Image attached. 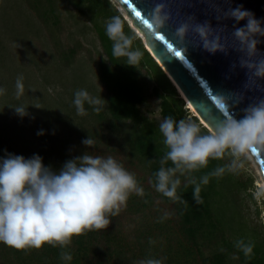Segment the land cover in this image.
<instances>
[{
    "label": "trees",
    "instance_id": "1",
    "mask_svg": "<svg viewBox=\"0 0 264 264\" xmlns=\"http://www.w3.org/2000/svg\"><path fill=\"white\" fill-rule=\"evenodd\" d=\"M16 1L30 29L38 36L43 26L50 31L49 41L64 65H70L82 49L78 42L66 51L61 50L63 44L58 31L63 26L64 11L73 7L80 16L90 12V29L96 33L101 47L98 57L91 58V63L105 90V106L95 112L85 103L87 115H78L73 101L75 92L82 87L74 84L68 91L70 101L65 113L40 110L41 120L30 130L24 127L21 116L14 111L8 112L3 106L4 111H0V159L9 154L25 159L39 155L46 167L57 172L66 161L85 152L112 156L135 175L145 195L132 194L127 207L111 218L108 229L73 237L65 249L45 244L41 249L17 251L0 243V264H139L147 258L160 259L163 264H264V226L260 229L252 224L241 198L242 193L254 189L252 177H246L243 168L210 177L207 185H201L203 203L200 205L193 200L194 185L187 184L184 176L179 177L181 185L177 195L185 203L173 202L153 187L154 173L159 170L160 159L167 148L159 131L161 122L142 109L148 100H160L162 120L169 116L176 121L189 119L200 125L202 133L211 131L186 107V101L146 49L142 38L129 26L119 6L112 0ZM72 16L79 21L77 14ZM113 16L121 17L125 34L135 37L132 49L142 53L135 67L127 65L126 57L113 56V42L105 30ZM5 21V16L0 14V86L5 78L13 76L10 73L15 68L13 35ZM81 29L85 32L89 28L83 24ZM16 40L13 41L15 46ZM6 84L15 88V82ZM5 112L9 114L8 119L4 118ZM41 131L43 134L38 135ZM88 136L94 140L90 148L82 143ZM231 159L226 155L222 160H210L207 168L192 175L199 182L201 176L229 164ZM171 166V162L165 165ZM166 212L168 218L158 222ZM257 213L259 215L260 211ZM239 239L254 242L250 258L235 247ZM61 251L69 252L72 260H61Z\"/></svg>",
    "mask_w": 264,
    "mask_h": 264
},
{
    "label": "clouds",
    "instance_id": "2",
    "mask_svg": "<svg viewBox=\"0 0 264 264\" xmlns=\"http://www.w3.org/2000/svg\"><path fill=\"white\" fill-rule=\"evenodd\" d=\"M206 2L213 6L218 22L229 19L236 22L231 33L234 43L229 44L223 35L228 29L226 24H218L213 28L209 21L199 23L194 16H188L176 29L175 35L181 45L178 50L186 54L185 38L191 31L199 38L193 47L202 46L210 54L220 52L228 55L230 50L235 51L240 56L231 68L234 70L238 64L246 70L245 89L264 90L257 83L264 80V53L258 49L262 42L259 37H264V21L257 19L243 5L223 9L216 6V0ZM170 19L167 0H159L150 12L146 15L143 13L141 24L150 35L157 36L163 33ZM241 21H246V24L238 27ZM105 30L113 42V56L126 57L127 65L135 67L142 53L132 49L135 37L125 34L121 17L113 16L106 23ZM205 89L210 91L206 84ZM24 91L23 76L20 75L15 81V96L18 100ZM4 92L5 89L0 88V95ZM213 96L224 118L214 126L211 133H202L196 122L185 119L176 121L170 116L159 124L167 151L160 159L159 170L154 173L153 187L173 202L185 203L177 195L181 185L180 176L186 178L187 184L194 185L193 200L200 205L203 203L201 185H207L210 177H220L226 170L237 172L243 167L242 157L249 156L253 148L264 149V99L249 104L243 109L244 115L237 119L229 113L234 105L243 100L242 93ZM73 103L80 116L87 115L85 103L95 112H100L105 106L102 96H91L83 89L75 92ZM28 107L20 105L11 108L23 117L28 114ZM42 134V131L38 133ZM82 143L90 148L94 140L88 136ZM226 155L232 157L230 163L201 176L199 182L192 175L207 168L210 160H222ZM168 162H171V167H165ZM132 194L142 197L145 192L135 175L112 156L103 157L85 152L66 161L59 171L54 172L43 164L39 155L25 159L20 155L9 154L0 159V243L17 251L41 249L45 244L65 249L73 237L108 229L112 223L111 218L118 216L127 207ZM255 197L258 200L264 199V187L255 192ZM168 216L169 213H164L158 222ZM235 247L246 258H250L255 245L251 240L246 242L239 239L235 241ZM60 258L66 262L72 260L67 251H61ZM139 264L163 262L147 258Z\"/></svg>",
    "mask_w": 264,
    "mask_h": 264
},
{
    "label": "rangeland",
    "instance_id": "3",
    "mask_svg": "<svg viewBox=\"0 0 264 264\" xmlns=\"http://www.w3.org/2000/svg\"><path fill=\"white\" fill-rule=\"evenodd\" d=\"M112 1L119 6L116 0ZM70 8L69 11L78 15L79 21L77 22L69 11H64L63 26L58 31V36L63 44L61 50L66 51L78 42L82 44V49L78 51L76 58L71 61L70 65H64L60 62V57L57 56L58 53L53 50V44L49 41L50 31L43 26L40 29L41 36H38L33 29L27 26V18L16 0H0V14L6 18L5 25L10 30V35H13V41L17 39L16 42H18L16 46L13 45V41L11 43L14 50L13 60H15L13 64L15 68L10 73L13 76L9 74L11 78H5L4 80L6 83L11 82L12 84L20 75L25 78L23 82L25 91L19 100L13 91L15 90L14 86L8 87L2 81L4 84H1L0 88L5 89V92L2 94L3 98L0 97V109L2 108L0 111H4L3 106L9 109L8 112L14 111L11 107L29 106L27 109L28 114L20 119L25 121L24 127L26 126L28 130L41 120L40 110L52 109L65 113L66 104L70 101L69 92L74 84L80 85L82 87L80 89L88 91L91 96H102L105 99V90L98 82L91 63V58L98 57L101 47L96 33L90 29V12L86 11V14L80 16L73 7ZM118 9L129 26L140 36V32L133 26L126 13L120 6ZM83 24L89 28L85 32L81 29ZM186 104V107L190 108L194 116L198 117L190 105L187 102ZM142 109L151 118L160 122L163 121L160 115V100L150 99L143 105ZM5 113L4 118L8 119L9 114ZM198 118L206 126L200 117ZM241 159L245 176L252 177L254 181V189L250 193H242L241 195L245 213L251 218L254 226L262 229L260 226H264V199L258 200L255 197V192L264 187V176L252 156L249 155ZM258 211H260L259 215Z\"/></svg>",
    "mask_w": 264,
    "mask_h": 264
},
{
    "label": "water",
    "instance_id": "4",
    "mask_svg": "<svg viewBox=\"0 0 264 264\" xmlns=\"http://www.w3.org/2000/svg\"><path fill=\"white\" fill-rule=\"evenodd\" d=\"M158 2L159 0H128L126 4L124 0H119L117 3L126 13L133 26L142 34L143 43L151 56L171 80L181 97L194 108L198 117L209 130L213 131L214 126L224 118V114L219 111L215 104L213 95L223 94L227 96L230 93H242L243 100L234 105L229 113L237 119L244 115L243 109L249 104L264 99V90L245 89L244 85L247 81L245 69H241L238 64L234 70L231 68V65L238 61L239 53L230 50L228 55L220 52L210 54L202 46L193 47L199 38L191 31L185 38L186 54L178 50L181 45L175 35L176 29L187 20L188 16H194L199 23L209 21L213 28L217 27L218 24H226L228 29L223 35L227 37L229 44L234 43L231 36L233 25L236 23L234 20L218 22L213 6L206 0H167L171 19L162 30L163 33L152 36L142 26L141 20L143 13L146 15ZM129 4L141 13L140 18L133 14ZM240 5L254 13L257 19L264 21V0H230V2L216 0V6L223 9L235 8ZM244 24L246 21H241L237 26L242 27ZM262 27H264V23H262ZM158 36H162L163 39H158ZM259 39L262 42L258 45V49L264 53V37H259ZM176 52H180L181 56L177 57ZM257 83L264 87V80ZM205 84L211 92L205 89ZM256 150L255 153L251 151V155L264 176V149Z\"/></svg>",
    "mask_w": 264,
    "mask_h": 264
},
{
    "label": "snow or ice",
    "instance_id": "5",
    "mask_svg": "<svg viewBox=\"0 0 264 264\" xmlns=\"http://www.w3.org/2000/svg\"><path fill=\"white\" fill-rule=\"evenodd\" d=\"M124 2L127 4L128 3V0H124ZM129 7L132 8V5L129 4ZM132 12L133 14L137 17V18H140L141 17V13L139 11H137L135 8H132ZM158 39H163L162 36H158L157 37ZM169 47H171V45H169ZM175 55L177 57L181 56V53L180 52H176ZM252 151L255 153L257 150L255 148L252 149Z\"/></svg>",
    "mask_w": 264,
    "mask_h": 264
},
{
    "label": "bare ground",
    "instance_id": "6",
    "mask_svg": "<svg viewBox=\"0 0 264 264\" xmlns=\"http://www.w3.org/2000/svg\"><path fill=\"white\" fill-rule=\"evenodd\" d=\"M140 36H142V34H140ZM181 92V91H180ZM189 105H190V103L189 102H187ZM190 107L192 108V110L194 111V112H196L195 110H194V108L190 105ZM196 114H197V112H196ZM198 115V114H197ZM250 156H252L251 155V153H250ZM252 158H253V156H252ZM254 159V158H253ZM254 161H255V159H254ZM256 162V161H255ZM256 164H257V162H256ZM258 165V164H257ZM259 166V165H258Z\"/></svg>",
    "mask_w": 264,
    "mask_h": 264
}]
</instances>
